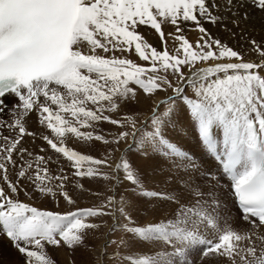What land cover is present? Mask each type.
Segmentation results:
<instances>
[{"label": "snow or ice", "instance_id": "1", "mask_svg": "<svg viewBox=\"0 0 264 264\" xmlns=\"http://www.w3.org/2000/svg\"><path fill=\"white\" fill-rule=\"evenodd\" d=\"M253 33L264 0H0V264H264Z\"/></svg>", "mask_w": 264, "mask_h": 264}, {"label": "rangeland", "instance_id": "2", "mask_svg": "<svg viewBox=\"0 0 264 264\" xmlns=\"http://www.w3.org/2000/svg\"><path fill=\"white\" fill-rule=\"evenodd\" d=\"M146 30L147 29H145V31ZM191 33L192 32H187L186 34L189 36ZM148 34L149 35L147 36V38L149 39V42H155V43H156V41L159 42L158 41V38L155 35H154L155 39H153V37L152 38L149 37L150 34H151L149 31H148ZM253 36H254V38L257 41L264 40V33H253ZM230 43L235 44V41H230ZM177 125H179V126L181 125V126L179 127ZM177 125L175 126L177 129L174 127V128H172L170 130V135L174 139L181 140L183 143L193 144L195 141L193 139H191V138H193L195 136L194 131L190 127H188L182 121L179 122V124H177ZM110 127L111 126H109L107 124L104 125V128L105 129L110 128ZM178 128H180V129H178ZM70 146H72L74 148H77V150L87 151L86 146H84V145H77L75 143H72V144H70ZM133 152H135L134 149H133ZM91 154H93V155H99L101 153L97 149V150H93ZM52 167L55 168L56 166L55 165H52ZM77 182L78 181H74V183H77ZM152 186L155 187V188H159L160 187V185H155V184L152 185ZM97 187L98 186L96 184H92L91 185V188H93V189H97ZM76 194L77 195H80L79 192H78V190H76ZM20 199L23 200V201H25V202L31 203V204H33L34 206H37V207L56 210L55 209V204L51 200H41V199L29 200L23 194L20 196ZM94 202H96V197L92 196L90 193H85V194H83V195L80 196L79 206L80 207H86V206H89V205L93 204ZM68 207L69 206L62 204V208L60 210H66ZM3 244L5 245V247H4V255L2 257H0V260H2V261H11V260H14L15 259L14 254H10L8 252V250H7L6 241H4ZM49 253H50L51 257L56 261V264H69V260H71V259H75L76 264H81V260L86 255L84 253L77 252L74 257H71V256H69L67 249H63V248H51V247L49 248Z\"/></svg>", "mask_w": 264, "mask_h": 264}, {"label": "bare ground", "instance_id": "3", "mask_svg": "<svg viewBox=\"0 0 264 264\" xmlns=\"http://www.w3.org/2000/svg\"><path fill=\"white\" fill-rule=\"evenodd\" d=\"M171 29H165V31L167 32V31H170ZM144 33H145V35H146V37L149 35L148 34V31L146 30L145 31V29H143L142 30ZM149 37H153V39H155V37H154V35L151 33L150 34V36ZM196 37H197V34L196 33H194V32H192L190 35H189V38L190 39H192V40H194V39H196ZM150 43H152L154 46H157V47H159V42H157L156 41V43L155 42H150ZM183 122V121H182ZM179 124V123H178ZM177 126H179V125H177ZM181 126V125H180ZM179 126V127H180ZM37 127H38V124L35 122V117H33V121H31L30 123H29V128H30V130H36L37 129ZM184 127V126H183ZM176 128V127H175ZM177 129V128H176ZM178 129H180V128H178ZM183 130V129H182ZM177 131V130H176ZM190 135V134H189ZM27 139V138H26ZM189 139V138H188ZM187 139V140H188ZM191 139H193L194 140V137L193 138H191ZM183 140V139H182ZM185 141V140H184ZM195 141V140H194ZM40 142L39 141H37V144H39ZM188 143V142H187ZM192 143V142H191ZM186 144V143H185ZM26 146H28V147H32V145L29 143V144H26ZM38 150V149H37ZM50 208V207H49Z\"/></svg>", "mask_w": 264, "mask_h": 264}]
</instances>
